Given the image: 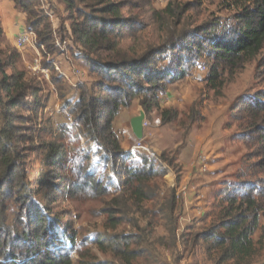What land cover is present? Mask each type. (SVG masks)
<instances>
[{"label":"rangeland","instance_id":"obj_1","mask_svg":"<svg viewBox=\"0 0 264 264\" xmlns=\"http://www.w3.org/2000/svg\"><path fill=\"white\" fill-rule=\"evenodd\" d=\"M37 2L36 11L47 19L52 30L51 41L46 46L47 56L31 44H19L20 33H35L28 28L27 15L19 7L11 9L7 17L0 14V57L16 51L17 69L24 71L41 99V106L35 108L32 96L28 95L29 107L12 110L13 114L25 117L14 119L18 128L13 130L12 140L18 153L15 160L21 168L18 183L22 181L25 185L21 191L25 193V204L13 198L7 202L5 222L0 227V261L8 258L10 262L13 256L8 255L13 254L14 262L27 264L40 251H51L68 254L73 264L81 258L127 264L114 251L117 245L123 249L127 240L130 249L144 251L130 264H180L179 254L173 262L157 247L164 243L170 252L177 238L172 230L180 227L181 192L175 196V210L168 218L166 203L168 193L180 191V181L190 171V176L195 175L194 181L198 180L197 184L192 183V190L210 200L203 223L197 225L199 221H191L192 227H196L191 228L195 231L192 233L199 232L202 237L201 244L195 246L198 260L194 263L236 264L234 261L219 263L218 251L204 254L202 250L205 243L202 233L218 223L227 205L226 196L231 194L241 200L247 196L254 198L260 206L255 213L258 226L252 235L255 254L247 264H264V171L257 166L264 145V48L233 71L229 64L218 62L221 75L216 85L209 81V72L203 79L192 77L196 66L204 64L209 69L215 63L206 51L192 56L193 65L188 72L166 80L157 93L159 106L151 110L149 119L158 117L160 123L145 130L140 148L128 146L125 150L121 133L112 123L120 147L133 156V160L124 162V167L138 160L139 154L165 153L173 159L171 166L162 163L168 169L166 175L156 176L149 182L148 193L154 195L144 201V210H137L123 183L120 160L114 161L102 144L86 133L72 112L71 105L79 99L82 90L98 95L97 86L102 78L90 68L92 64L84 59L82 48L72 41L65 4L61 0ZM73 3L86 12L106 3H120V17L125 20L121 26L125 34L122 47L131 50V55L148 46L169 45L176 49L179 35H201V28L207 31L216 28L219 36L233 28L237 21L235 13L239 12L229 0H73ZM35 58H39L40 69L49 68V79L40 70H33ZM53 63L60 71L54 70ZM167 63L168 60L161 61L159 67H166ZM74 69L79 72H73ZM127 108L142 110L134 98L113 122ZM165 109H170L171 118L162 122ZM19 134L24 136L20 141ZM50 143L61 145L65 154L60 158L59 155L44 158ZM195 156L201 157V165L192 168ZM18 192L14 190L11 195L17 196ZM35 208L38 211L34 212ZM37 212L50 218L44 224V235L34 232L37 225L33 216ZM253 215V211L246 214L250 220ZM164 218L168 224L163 222ZM113 223H117L115 227ZM158 231L165 233L162 240ZM139 235L141 241H137ZM49 237V241L45 240ZM200 251H203L202 257Z\"/></svg>","mask_w":264,"mask_h":264},{"label":"trees","instance_id":"obj_2","mask_svg":"<svg viewBox=\"0 0 264 264\" xmlns=\"http://www.w3.org/2000/svg\"><path fill=\"white\" fill-rule=\"evenodd\" d=\"M10 1L27 15L28 28L35 32L38 44L42 46V54H49L46 46L51 41L52 30L47 19L36 11L37 0ZM61 1L68 12L67 19L70 21L72 41L82 48L84 59L91 62L90 68L102 78L97 86L98 95H91L87 90H82L79 99L71 105L72 112L76 114L78 123L86 133L102 144L114 161L120 160L123 183L130 191L136 209L144 210V201L152 199L154 195L148 193L149 182L156 176H165L168 169L162 163L171 166L173 159L165 153L154 156L139 154L138 160L124 167V162L129 158L133 160V156L126 154V151L120 147L112 128L113 120L123 107L131 104L134 98L138 99L142 111L149 119L151 110L159 106L157 93L162 90L163 83L184 76L193 65L192 56H199L203 51H206L208 57L215 62L210 66L208 75L213 85H216L221 75L218 62L229 64L233 71L243 61L257 55L264 48V0H229L239 10L235 13L237 21L232 29L223 31L219 36L216 28L209 31L201 28L200 30H203L201 35H179L180 43L176 49L173 46L168 47L169 45L148 46L142 52L133 55L130 53L131 50L122 47L125 34L121 26L125 24V20L120 17V3H106L99 9L92 8L86 12L77 9L73 0ZM1 53L0 50V55ZM3 55L5 58L0 57V106L2 107L0 114L3 119V124L0 125V227L4 225L5 213L8 210L7 202L10 198L17 203L20 201L25 204L23 200L25 193H21L25 185L22 181L18 183V172H21L15 160L18 153L12 145L15 136L13 130L18 128L14 125V119L17 117L25 119V117L13 114L12 110L29 107L26 101L28 95L32 96L35 108L41 106L37 89L26 79L24 71L16 67L15 59L18 55L16 51L11 50ZM165 60H168L166 67L163 65L159 67L160 62ZM8 69L10 72H7ZM170 112V109L163 110L165 117L162 122L171 118ZM23 137L19 134L17 138L20 141ZM64 154L61 145L50 143L44 158L57 155L60 158ZM257 166L264 171V145ZM14 190H19L17 196L11 195ZM174 200L173 193L168 199V205H173ZM226 201L227 205L223 207L218 223L212 226L211 230L202 233L206 249L209 252L211 250L219 252V263L234 261L236 264H247L255 254V241L252 235L258 226V217L255 213L259 205L249 196L241 200L230 194L226 196ZM36 211L37 208L34 209V212ZM249 211L254 212L251 220L246 216ZM36 214L37 216H33L37 225L34 232L37 235H44V224L50 218L44 217L42 213ZM116 224L113 223L112 227ZM148 225L149 223L146 227L149 229ZM50 238L45 240L49 241ZM141 238L139 235L137 241H141ZM124 242L126 243L123 244V249L117 245L114 251L116 256L130 264L132 259L144 251L140 249L141 252L138 253L129 248L127 243L129 241L124 240ZM9 256H13L10 262L5 258L0 264H17L14 262L15 255L9 254ZM27 264H73V262L66 253L40 251ZM77 264L106 263L81 258Z\"/></svg>","mask_w":264,"mask_h":264},{"label":"crops","instance_id":"obj_3","mask_svg":"<svg viewBox=\"0 0 264 264\" xmlns=\"http://www.w3.org/2000/svg\"><path fill=\"white\" fill-rule=\"evenodd\" d=\"M15 5L14 3H12L10 0H6V1H1L0 2V14L2 15V17H7L11 12L12 10L11 9H15L14 8ZM22 26L19 27V31L21 30ZM137 111L136 114H133V112ZM134 111V108L130 109V108H127L123 111H121L120 115H119V119L115 120V122H113V128L115 130H119L120 133H121V143H122V146L125 145V150L128 146L132 147L134 146V143H136L137 141V137L134 135V133L132 132V129H131V119L137 115H139L141 109H137ZM118 118V117H117ZM115 123H117V126L115 127ZM131 144V145H130ZM197 161V158L196 156L194 157V160L193 162L191 163V167H196V166H199V161ZM194 176H190V171L189 173L187 172L182 181H180V189L181 187L184 186V189L182 190L181 189V205L179 206V211H180V214H179V220H178V224L180 227H177L175 228V230H172L174 234L177 235V238L171 248V251L168 252V250L165 248V244L161 243V244H158V250L161 251H165L166 254L168 255V258L171 259L173 262L175 261V258H176V255L179 254L178 256V260L180 262V264H195L194 262H196L198 260L197 258V249H195V246H197V244H201V238L199 234V232L197 233H192V232H195L193 231V229L191 228H196V227H192V220L195 219V221H199L197 223L200 224V223H203V219L205 218L206 216V211H207V208L209 206V198L208 196H204L202 193H195V190L193 188L192 190V183H196L197 184V181H194ZM196 190H199V189H196ZM165 191H163L164 193ZM175 192H179V191H175ZM174 191H170L168 194L169 196L174 195L176 196V193ZM200 192V191H199ZM201 194V195H200ZM175 202H176V197H175V200H174V204L173 205H168L169 201H167V208L166 210L168 211V214L166 212V217L168 218L169 214H171L174 210H175ZM177 205V204H176ZM165 223H169V221L166 220V218H164V221ZM163 224V223H162ZM159 232V238L160 240H162V236L165 235V233L163 232ZM178 232H181L180 236L178 235ZM183 234V235H182ZM161 242V241H159ZM204 246L202 245L203 249L204 250V254H205V251L207 252V249H206V243H203ZM190 250V251H188ZM147 254H150L149 251H146ZM203 253V251H200V253ZM201 253V257L203 256ZM188 255L186 258H181V256L183 255ZM183 259V260H182ZM200 259V258H199ZM175 264H178L177 262Z\"/></svg>","mask_w":264,"mask_h":264},{"label":"built area","instance_id":"obj_4","mask_svg":"<svg viewBox=\"0 0 264 264\" xmlns=\"http://www.w3.org/2000/svg\"><path fill=\"white\" fill-rule=\"evenodd\" d=\"M18 42H19L20 45H23V46L26 45V44H31V45L37 47L38 51L41 53L42 46H40L38 44L36 35L33 32L20 33L19 36H18ZM40 53H38V54H40ZM53 68H54L55 71H60V67L56 63H53ZM33 70H37V71L40 70V72H42L44 74L45 79H49V76H50V72L49 71L50 70H49V68L40 69L39 58H35L34 59ZM73 72L78 73L79 70L78 69H74ZM208 72H209L208 67L206 65H204V64H200V65L196 66V68L194 69L192 77L194 79H203L204 76L207 75ZM159 123H160V119L158 117L155 118V119H148L145 116V118L142 121L143 135L145 134V130L146 129H148L150 127L158 126ZM141 140L142 139H137V141H136V143L134 144L133 147H137V148L142 147ZM200 159H201V157H198L196 162H198V161L200 162ZM199 164L201 165V163H199ZM181 189L183 190L184 186L181 187ZM181 189H180L179 192H175L176 196H179V193L181 192Z\"/></svg>","mask_w":264,"mask_h":264},{"label":"water","instance_id":"obj_5","mask_svg":"<svg viewBox=\"0 0 264 264\" xmlns=\"http://www.w3.org/2000/svg\"><path fill=\"white\" fill-rule=\"evenodd\" d=\"M145 118L144 112L141 110L139 115L133 117L131 119V129L137 139H142L143 137V128H142V121Z\"/></svg>","mask_w":264,"mask_h":264}]
</instances>
